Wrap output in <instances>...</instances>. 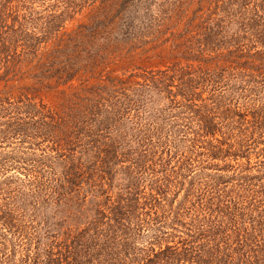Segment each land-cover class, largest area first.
I'll use <instances>...</instances> for the list:
<instances>
[{"label":"trees","instance_id":"trees-1","mask_svg":"<svg viewBox=\"0 0 264 264\" xmlns=\"http://www.w3.org/2000/svg\"><path fill=\"white\" fill-rule=\"evenodd\" d=\"M0 85V264H264V0H0Z\"/></svg>","mask_w":264,"mask_h":264},{"label":"rangeland","instance_id":"rangeland-1","mask_svg":"<svg viewBox=\"0 0 264 264\" xmlns=\"http://www.w3.org/2000/svg\"><path fill=\"white\" fill-rule=\"evenodd\" d=\"M89 13V10L88 8H86L84 11H83V14L77 16V20H73L72 22H70L69 24H67L66 28H70L72 26H74L75 24L77 23H80V22H83L85 19H86V15H88ZM166 62H164V58H154V59H151V60H148L144 57H136L132 60H130L128 63H124L125 67L126 68H131L133 66H148V67H162ZM77 82L76 80L75 81H72L71 83V91H72V98H71V101L73 99H75L74 97V91H73V85H75ZM2 84V82H1ZM23 84L25 85H29V81L28 79H23ZM66 87L62 86V87H59L58 89H55V90H51V91H48V92H41V98L44 102H46L48 105H51V106H55V107H59V105L61 103H65L67 102V97L70 96V89H66L63 93L61 92L62 89ZM2 90V86L0 85V91ZM0 95H4L2 93H0ZM71 97V96H70ZM12 147H15V143H5L3 142V144H0V153L1 152H7V151H11ZM18 151V150H16ZM40 150H37V152H39ZM2 155H5L3 153H1ZM8 174H13V175H20L22 177V172L19 170V168H17L16 165H14L13 168H10L8 170Z\"/></svg>","mask_w":264,"mask_h":264}]
</instances>
